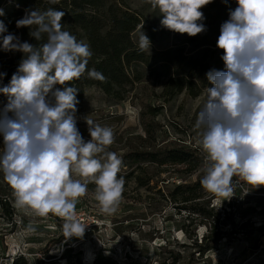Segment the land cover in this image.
Here are the masks:
<instances>
[{
    "label": "clouds",
    "instance_id": "9594fccd",
    "mask_svg": "<svg viewBox=\"0 0 264 264\" xmlns=\"http://www.w3.org/2000/svg\"><path fill=\"white\" fill-rule=\"evenodd\" d=\"M148 2L159 9L164 28L190 37L206 31L201 9L212 0ZM236 4L216 42L223 51L224 69L206 73L211 87L195 121L199 144L207 154L200 183L227 199L234 193V177L252 188L264 186V0H236ZM64 16L54 8L25 10L16 26L28 27L29 35L39 41L46 37L38 47L12 33L5 35L7 27L0 21V48L24 54L10 82L0 87V94L7 97L0 107V172L18 208L39 217L51 213L62 218L69 239L84 235L76 205L87 194L88 183L96 186L101 212L112 215L125 180L118 178L122 159L107 150L115 139L112 128L85 118L90 136L85 140L77 127L79 90L69 85L86 72L91 79L105 77L87 68L90 46L63 30ZM150 43L142 27L140 50H150ZM4 76L0 72V81Z\"/></svg>",
    "mask_w": 264,
    "mask_h": 264
},
{
    "label": "rangeland",
    "instance_id": "374dc122",
    "mask_svg": "<svg viewBox=\"0 0 264 264\" xmlns=\"http://www.w3.org/2000/svg\"><path fill=\"white\" fill-rule=\"evenodd\" d=\"M124 1L132 10L147 6V16L153 9L148 0ZM228 18L222 19L215 33L209 32L210 44L217 42L220 27ZM170 38L164 37L148 51L166 49ZM179 46L183 55L196 54L193 44ZM208 48L206 60L211 63L218 48ZM10 55L0 48V64ZM172 72L167 66L159 69L121 103L87 90L81 112L76 114L77 127L85 140L90 139L85 118L111 127L115 139L107 150L119 158L130 151H156L167 145L194 151L202 159L199 170L188 175L183 167L170 164L120 168L118 178L125 180L124 191L112 215L101 212L96 186L88 183L87 194L76 205L84 235L69 239L62 218L51 213L39 217L18 208L13 190L0 172V199L8 210L0 206V264H264V186L252 188L233 178L235 189L230 199L205 189L201 201L208 205L210 219L180 210L181 204L166 197L173 185L191 184L204 175L207 154L199 144L195 121L206 89L211 87L208 84L196 97L182 92L165 98L162 84ZM6 103L7 97L0 94V107ZM149 105L160 109L157 116L148 114ZM148 124L153 131L150 135L145 131ZM130 174L148 180V185L141 186ZM75 178L83 182V178ZM205 244L208 250L202 253L198 246Z\"/></svg>",
    "mask_w": 264,
    "mask_h": 264
},
{
    "label": "trees",
    "instance_id": "16d2710c",
    "mask_svg": "<svg viewBox=\"0 0 264 264\" xmlns=\"http://www.w3.org/2000/svg\"><path fill=\"white\" fill-rule=\"evenodd\" d=\"M235 5H237L236 0H227V3L224 0H212L204 6L201 11L205 17L202 23L206 31L194 37L164 28L160 23L163 17L158 8L151 9L150 15L147 16L145 14L147 6L142 5L138 10H132L124 0H59L57 4H50L48 0H0V9H3L4 13L0 15V21H3L7 27L5 35L12 33L18 36L21 42L27 41L38 47L46 37H42L40 41L37 40L29 35L31 29L28 27L17 28L16 21L24 16L27 9H38L43 12L48 8H54L65 12L61 21L63 30L90 46L92 56L87 68H95L105 77L103 81L91 79L86 72L80 79L71 82L69 86L79 90L76 113L78 114L87 98L85 94L87 90L96 91L113 103H121L128 99L127 95L136 85L141 84L147 80L146 77H151L165 66L173 72L162 84V96L170 99L182 92L192 97L198 96L199 92L210 84L206 73L212 69H224L221 49L216 50L211 63L206 60L208 46L217 47L216 42L210 44L209 32H216L219 23L229 15V9L234 10ZM142 27L151 42L150 47L166 36L171 37V44L166 49L154 53L149 52L148 49L141 51L139 36ZM32 30H35V26ZM0 44H2V37H0ZM179 44H193L194 50H197L196 54L183 55ZM10 53L9 60L0 64L1 72L6 73L1 87L10 82L24 56L19 51H10ZM147 111L148 114L157 116L160 109L149 105ZM145 127L146 133L150 135L151 125L148 124ZM121 159L122 169L131 168L133 165L140 168L142 164H170L183 167V170L189 173L188 175L197 172L202 164V159L194 151L175 145H167L156 151H130ZM130 175L135 177V174ZM202 177L199 176L191 184L173 185L166 197L170 202L181 204L180 210L184 209L191 215L210 219L211 211L208 210V205L201 201L205 190L200 183ZM135 179L141 186L148 185V180L140 176ZM0 206L8 212L6 202L1 199ZM198 248L203 253L207 246L199 245Z\"/></svg>",
    "mask_w": 264,
    "mask_h": 264
}]
</instances>
